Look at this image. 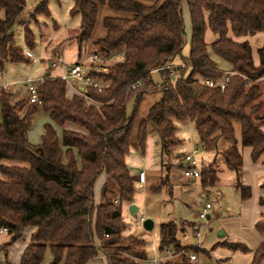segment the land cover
<instances>
[{"label": "trees", "instance_id": "trees-1", "mask_svg": "<svg viewBox=\"0 0 264 264\" xmlns=\"http://www.w3.org/2000/svg\"><path fill=\"white\" fill-rule=\"evenodd\" d=\"M72 1L69 14L79 17L73 37L79 56L92 37L98 5H106L127 16L104 19L106 35L93 42V52L103 60L123 57L104 68L106 71L88 73L106 86L101 92L85 88L82 96L67 99L66 81L49 76L36 87L39 104L29 102L25 88L19 93L0 89V163H13L0 166V232L10 236L0 253L6 256L8 248L31 228L34 232L19 264H42L46 252L51 254L50 264H89L100 256L106 264H136L118 256L117 247L124 226L122 206L132 203L134 197V180L125 159L144 96L162 95L140 123L136 143L143 154L148 136L158 138L161 161L166 160L161 170L168 182V190L165 182L161 189L167 197L173 196L168 175L172 157L179 160L182 156L176 168L184 167L185 154L176 151V133L177 124L185 123L193 124L203 153L197 179L201 188L207 191L216 186L219 157L224 169L235 175L234 189L240 199L251 196L250 188L240 180L241 151L248 148L252 162L264 153V85L259 83L264 78V48L258 50L260 63L255 67L249 43H237L233 38L264 33V0H145L154 1L151 6L132 0ZM182 1L190 16L189 57L183 67L167 70L164 68L173 66L187 44ZM25 5L26 0H0V72L5 64L30 62L16 46L12 32L21 23ZM37 8L34 17H50L45 2ZM207 30L217 37L210 45L204 40ZM35 41L30 25L24 24L25 49L33 51ZM156 73L159 87L153 77ZM224 78L223 92L201 85L203 79L219 82ZM41 116L47 121L39 143L32 144L28 134ZM66 124L80 131L65 129ZM235 125L239 126V142ZM204 154H214L207 166ZM103 173L106 180L96 205L94 185ZM261 217L255 229L264 236V215ZM184 228L196 235V229L186 222L161 224L159 251L170 247L173 255L184 251L176 240ZM219 246L232 253H247L240 243ZM142 258L143 252L137 255ZM262 261L264 245L260 244L250 264ZM180 264H188L185 256Z\"/></svg>", "mask_w": 264, "mask_h": 264}, {"label": "rangeland", "instance_id": "rangeland-1", "mask_svg": "<svg viewBox=\"0 0 264 264\" xmlns=\"http://www.w3.org/2000/svg\"><path fill=\"white\" fill-rule=\"evenodd\" d=\"M43 2L46 3L47 9L50 13V17L47 19L34 17L35 9L41 4H43ZM184 5L185 1H182V15L185 14V10H187V7H184ZM72 6V0H26L25 9L20 17V21L23 25H31V23L34 22H38V25L42 23L49 25H51L52 23H57L60 27H63L65 29H75L77 26L79 27V17L70 16L69 11L71 10ZM121 15L127 16L125 14ZM0 17H2L1 13ZM21 24H16L13 27L12 32L15 35L14 37L16 46L24 50ZM184 25L186 26V34H188L189 22L187 18L185 19ZM38 30L40 31V29ZM38 30L37 33L39 32ZM263 37L261 35L257 39H262ZM257 45L258 43L253 40L254 49L257 47ZM189 49V45L183 47L180 56L174 60L173 67L176 68L184 66L185 59L189 57ZM254 49V59H256V51ZM83 52L84 51L82 50V54ZM118 58L119 56L114 59L112 57L111 61L104 64V68H110L113 64L118 61ZM38 62L31 63L30 65H12L10 63L5 65L4 70L0 74V85L2 84L0 88L3 85H5L3 87L9 88V86L12 84H16L14 85L16 86L15 88H19L18 86L22 85L21 82L25 81L28 78L31 80H38L44 78L49 70L47 68V65H45L43 62ZM219 64L221 68L224 67V65H222V62H220ZM187 73H189V70L187 71ZM154 77L157 85H159L158 78L156 76ZM68 81L71 84L75 83V80L73 79H69ZM3 92L11 91L7 89L6 91L3 90ZM159 97H162L161 93L148 94L143 97V99L141 100V104H139L137 109V116L135 122L136 131H138L139 125L144 119L149 109L156 102L159 101ZM261 100H264V98H261ZM131 109L132 105L129 107V112ZM46 121V116H41L39 119L35 120V122L33 123L32 130L28 134L29 142H31L32 144L39 143L40 134L42 132V126ZM137 126L138 128H136ZM234 128L236 139L239 142V126L235 125ZM176 137L179 140V143L176 146L177 153L184 155L186 153L192 152L195 148H198L200 150L199 140L196 136L193 124H177ZM134 144L135 143H132V145L130 146V150L128 156L125 159V163L126 165H131L136 174L141 170L145 171L148 176V184L147 186L144 185L141 187L135 186L134 184L133 199L139 207L140 213L132 217L137 222L140 221L141 224L145 220H151L153 222L154 228L152 229V231L147 232L146 234L144 233V235H140L139 233L133 230V222L130 219L131 214H126L125 212H123V214L121 213V219L124 226L121 231V241L117 247L118 256L126 258L129 261L133 260L137 262V255L141 252H145L146 242L149 243V246H147L146 250L147 256H153V252L151 251V249L155 253H159V226L168 222H175L177 224H179V222H186L188 224H191L194 229L199 231L198 238L189 228H184L183 233L176 234L177 243L180 247L184 249V251H180L174 256H176V259L178 261H181L182 256H185V261L188 264H197V262H192L189 259L190 255H195L197 260L199 256L201 257L198 261V264H209V261L211 260L207 258L205 259L204 257L211 258L212 260H217L219 264L224 263V260L216 259L214 254V251L219 247V245L215 244L216 242L220 241L217 237L220 231L226 233V236L223 238L226 241H233L235 239H238L237 241L240 240L244 242V244H246L251 249H255L258 246L259 235L255 231V228H249L246 224H243L242 221L245 220L246 217H250V215L254 211V208L258 207L257 203L259 201V197H264V194L261 191L263 190L261 189L260 185L262 183H258L257 175L254 173V170L247 169L255 167L254 162L248 159L245 150L242 149L241 151V153L243 154L242 168L244 172L240 180L248 183L249 187L251 188V197L247 201L243 202L246 203V205L242 208V203L240 201L239 194L234 189V182L236 179L235 175L227 172L224 169L223 165L221 164V161L219 160V157H216V164L218 165V182L214 188L204 191L198 181L195 180L194 183H191L189 181L190 179L183 177L182 169L176 168L180 165L182 156H177L179 160L175 159L176 157L173 156L171 159L172 168H170L168 173L173 183V196L167 197L164 189L160 190V187L163 182H165L167 189L168 182L163 178L165 173L163 170H161V165L164 164L166 160L163 159L161 161L158 138L155 135L148 136L143 155H140L141 153H137L135 149L136 146H134ZM213 155L214 154H204L203 164L206 166L210 164L213 159ZM141 156L143 159L141 158ZM201 156H203L202 152L199 153L197 157H199L200 159ZM1 165L8 166L13 165V163L2 161L0 163V166ZM160 170L162 172V182L160 184V187H158V182L156 178L159 175ZM97 183L99 182L97 181ZM94 201H99L98 189L96 190V196L94 198ZM206 204H209L211 206V210L207 212V216L211 218L209 220H201L199 218V215L204 211ZM114 205L117 206V203H115ZM237 212H239V215ZM257 216L258 214H256L255 219H257ZM138 230L141 231L140 227L138 228ZM145 235L146 242L143 238V236ZM7 238V233H0V244L3 245ZM130 240L134 241L137 244L129 245L128 242ZM22 245L23 240L20 239L17 243L11 246L7 257L0 253V264H15L20 253L19 248ZM0 248L2 247L0 246ZM170 250L173 251L171 247ZM196 250H199L200 252L197 253ZM220 252L230 255L229 252L226 250H221ZM160 258H162V256ZM51 260L52 257L50 252H46L42 264H50ZM247 261V258L242 254H234L231 263L245 264L247 263ZM95 264H104V262L98 261Z\"/></svg>", "mask_w": 264, "mask_h": 264}, {"label": "crops", "instance_id": "crops-1", "mask_svg": "<svg viewBox=\"0 0 264 264\" xmlns=\"http://www.w3.org/2000/svg\"><path fill=\"white\" fill-rule=\"evenodd\" d=\"M132 1L141 3V4L145 5V6H151V5H153L155 3L154 1H145V0H132ZM185 5H186V3H185ZM185 5H184V7H187ZM182 16H183L184 23H185V19L186 18L188 19V22H189V30H188V34H186V43H187L186 46H187V45H189L190 38H191L190 16H189L188 9L185 10V14H183ZM110 17L111 18H120V17H123V16L120 13H115V12L110 11L106 5H98V16H97V21H96V24H95V28H94L93 34H92V37L90 39V42L86 46L83 47L82 50L84 52H83V54H81V56H79L77 42L73 38L78 32V28H79L78 26L75 29H65L63 27H60L57 23H52L51 25L42 23V24H40L41 26L40 25L35 26L34 25L35 22L31 23V25L30 24L29 25H30V28L32 29V31H33V33L35 35V38H36L35 49H33V51H29V50H26L25 46H24V53H26V52L30 53L33 56L34 59H38V61H41L45 65H47V68H48L49 71L45 75V77L49 76L51 78H61V79H63V77L67 74L68 70L73 65L78 64L80 62L83 63L85 61V58H87V56L95 54L93 52L94 50H93V45L92 44H93V42L101 40V39H103L105 37L106 31L103 28V22H104L105 18H110ZM53 24H55V26L57 27L55 30H53L54 28H52L54 26ZM21 25H22L21 29H22V34H23V24H21ZM38 29H40L41 32ZM185 29H186V26H185ZM37 30L40 33L39 32L37 33ZM261 35L263 37L264 33H256V34H254L252 36L250 35V36H246V37L233 38V40L235 42H237V43H242V42H245V41L249 43L250 48H251V53H252V60H253V64H254L255 67H258L259 63H260L259 62V57H258V50L261 49V48H264V37L262 39H257ZM204 40H205L206 44L210 45V44L214 43L217 40V37L214 34H212V32L210 30H207L206 33H205ZM253 40H255L258 43V45H257V47L255 49L253 48ZM23 44H24V42H23ZM58 46H59V48H57ZM253 49L256 51V59H254V51H253ZM33 52H34V54L36 52L35 57H34ZM99 58H101V57H99ZM111 60H112V58H110L108 60V62L111 61ZM31 63H33V62L30 61L28 65H30ZM5 65H7V64H5ZM5 65L3 66L0 74L4 70ZM12 65H16V64H12ZM85 65H86V69L88 70V72H93V71H95V69H96V71H99V70L106 71V69L101 68V66L99 67V66L91 64V67H88L89 63H86V62H85ZM154 76H156L158 78L157 73L153 74V77ZM68 80L69 79L65 80L66 81V97H67V99H71L74 96H82V94L84 93L83 84L81 82H78L77 80H75V83L71 84ZM154 80H155V77H154ZM23 82H25V81L21 82L22 85H19L18 86L19 88H15L16 86H14V85H16V84H14V85L12 84V85L9 86L8 89L11 92H15V93L16 92L17 93L22 92L23 88H24ZM259 83L260 84L263 83V85H264V78L261 81H259ZM3 86H5V85H3ZM262 95H264V90L262 92ZM263 98H264V96H263ZM160 99L161 98L159 97V100ZM64 128L68 129V130H73V131H80V129L77 126L72 125V124H66ZM136 128H138V126ZM136 135H137V131L135 130V134L133 135V139H132L131 145H132V143H135L134 144V146H136L135 149H136L137 153L140 154L138 145L136 143ZM243 150L246 151L248 159L251 160L250 159L251 151L248 148H243ZM140 155H143V154H140ZM141 158H142V156H141ZM242 163H243V154H242ZM126 166H127V169L129 171L130 175L132 176V178L134 180L135 186H138V187L144 186V185H140L138 183L137 174L133 170V167H131V165L130 166L126 165ZM242 166H243V164H242ZM254 167L255 168H247V169H253L254 170V173L257 175L258 183H262V184H260L261 185V189H263L261 191L264 194V153L259 157V159L256 162H254ZM139 172H145V171L141 170ZM243 172L244 171H243V168H242L241 178H242ZM145 174H146V172H145ZM146 178H147V182H148L147 174H146ZM156 179H157V182H158L157 183L158 187H160V184L162 182L161 181V179H162L161 170H160V173H159V175L157 176ZM105 180H106V176L103 173L102 175H100V177L97 180L99 183H97V181H96V183L94 185V198L96 196V190L97 189L99 190V201L95 202L96 205L100 203L102 187H103V184H104ZM189 181L191 183L195 182V180H189ZM196 181H198V180H196ZM147 182H146L145 186H147V184H148ZM241 182H242V184L244 186L249 187L247 182H244V181H241ZM160 190H161V187H160ZM250 193H251V188H250ZM263 198H264L263 196L259 197V201L257 203L258 207L254 208V211L250 215V217H246L245 220L242 221L243 224H246L249 228H255V225L260 220H262L261 215H264V199ZM247 200H245V201H247ZM240 201L242 203L241 204L242 208L245 207L246 203H243L245 201H242L241 199H240ZM131 206L135 207V213L129 212V209H130ZM123 212H125L126 214H131L130 219L133 222V230L135 232L139 233L140 235H142V234L144 235L145 230L142 228V224L140 223V221L137 222L132 217V216H135L138 213H140V209L137 206L136 202H134V199H133L132 203L122 206V214H123ZM237 213L239 215V212H237ZM256 214H258L257 219H255L256 218ZM210 218L211 217H209V219ZM256 220H258V221H256ZM137 225H139V226H137ZM139 227H140L141 231L138 230ZM255 231H256V229H255ZM33 232H34V229H31V228L27 229V230H25L23 232V234H22V236L20 238V239L23 240V245L20 246V248H19L20 253H19V257L17 259V262H15V264H19L20 263V258L22 256L23 252L25 251V249L28 247L29 241H30V238H31V235L33 234ZM0 233L1 234H6L5 232H0ZM196 234H199L198 230H196ZM257 234L259 235L258 246L260 244L264 245V236L260 235L258 232H257ZM225 236H226V233L223 232V231H220L218 233V235H217V237L219 238L220 241L216 242L215 245H220V243H223V242L240 243V244H243L247 248V253H241V252L232 253V252H230V251H228V250H226V249H224V248L219 246L214 251L216 259L224 260L223 264H232L231 262H232L233 255L234 254H242L248 260L247 263H245V264H250L251 261H252V258H253V254H254L255 250L258 248V246L255 249H251L246 244H244V242H242L240 240L237 241L238 239H235L236 241L235 240L226 241V240L223 239ZM143 238H144V241H145L146 235L143 236ZM20 239H18L13 244L17 243ZM9 241H10V236H8V238L5 240L3 245L7 244ZM3 245L0 244V246H3ZM11 246L8 248L6 256L4 255L5 257H7V255L9 254V250H10ZM147 246H149L148 242H146L145 252H143V258L141 260H150V259H153V258H160L161 256L162 257L164 256L163 252L159 251V253H155L152 249H151V251L153 252V256L152 257L147 256V254H146ZM158 250H159V247H158ZM221 250L228 251L230 255L224 254L223 252H220ZM200 258H201L200 256L198 257V260L196 258L195 262H197V264H198V261L200 260ZM204 258L205 259L207 258V259L211 260V261H209V264H218L217 260H212L211 258H208V257H204ZM97 260L101 261V262H104V264H106L104 258L101 257V256L98 259H96L94 262L89 263V264H95L96 262H98ZM179 261L176 259V256L173 255L172 257H170L168 260L165 261L166 262L165 264H180L181 261L180 262ZM10 264H12V263H10ZM136 264H141V263L139 261H137ZM261 264H264V261H262Z\"/></svg>", "mask_w": 264, "mask_h": 264}, {"label": "built area", "instance_id": "built-area-1", "mask_svg": "<svg viewBox=\"0 0 264 264\" xmlns=\"http://www.w3.org/2000/svg\"><path fill=\"white\" fill-rule=\"evenodd\" d=\"M25 56L33 63H37L38 59H34L33 56L26 52ZM119 57H123V54L118 55ZM86 63H89L88 67H91L92 65H100L101 68H104V64L108 62V60H103L102 58H99L96 54H92L87 56L85 58V61L82 63H78L73 65L67 72V74L63 77V80L67 79H74L78 82H81L83 84V89L85 88H92L98 92H101L104 90L105 85H102L99 81L94 80L88 76V70L86 69ZM99 66V67H100ZM173 66H166L164 69H172ZM162 69H158L157 71H160ZM96 71V69H95ZM44 78L38 79V80H31L27 79L25 82H23L24 88L28 93L29 102L31 104H39L37 93H36V87L37 85L41 84L43 82ZM227 83V79L224 78L223 80L219 82H215L212 80H201V85L208 87V88H218L220 92H223L225 88V84ZM138 84V83H137ZM159 87V85H157ZM4 91H6L7 87H2ZM264 96V95H263ZM200 153V150L198 148L193 149L192 152L186 153L183 157L184 167L182 170L183 177L190 179V180H197L200 178V168H199V157H197ZM137 181L140 185H145L147 182L146 174L145 172H138L137 173ZM211 210V206L209 204L205 205L204 211L199 215V218L201 220L206 219L207 212ZM147 232L145 231V234ZM197 237H199V234H196ZM107 237V236H105ZM155 238V236H154ZM164 256L162 258H153L150 260H141L137 259L141 264H164L166 260H168L170 257L173 256L172 251L170 248H167L163 252ZM189 259L192 262H195L196 256L190 255Z\"/></svg>", "mask_w": 264, "mask_h": 264}, {"label": "water", "instance_id": "water-1", "mask_svg": "<svg viewBox=\"0 0 264 264\" xmlns=\"http://www.w3.org/2000/svg\"><path fill=\"white\" fill-rule=\"evenodd\" d=\"M129 212L131 213H135V207L131 206L129 209ZM209 219V216H206V220ZM153 222L151 220H145L142 222V228L146 231V232H150L153 229Z\"/></svg>", "mask_w": 264, "mask_h": 264}]
</instances>
